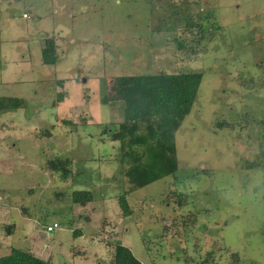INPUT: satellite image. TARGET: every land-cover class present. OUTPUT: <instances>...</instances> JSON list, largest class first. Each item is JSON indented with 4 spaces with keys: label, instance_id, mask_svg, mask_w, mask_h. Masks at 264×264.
Here are the masks:
<instances>
[{
    "label": "rangeland",
    "instance_id": "374dc122",
    "mask_svg": "<svg viewBox=\"0 0 264 264\" xmlns=\"http://www.w3.org/2000/svg\"><path fill=\"white\" fill-rule=\"evenodd\" d=\"M160 72L203 78L175 133V177L126 194L124 217L130 184L109 134L126 79ZM0 98L22 102L0 112V257L111 264L120 242L141 264H264V0H0ZM55 159L70 161L67 176L50 171ZM169 192L188 204H164ZM190 213L182 240L160 237Z\"/></svg>",
    "mask_w": 264,
    "mask_h": 264
},
{
    "label": "trees",
    "instance_id": "16d2710c",
    "mask_svg": "<svg viewBox=\"0 0 264 264\" xmlns=\"http://www.w3.org/2000/svg\"><path fill=\"white\" fill-rule=\"evenodd\" d=\"M180 48V44H179ZM43 65L54 66L58 62V48L55 39H44L41 51ZM202 74L198 72L166 74L136 75L127 78L123 85L129 89L127 101L121 100L122 116L117 128L109 134L103 130L102 134H109L111 142L119 143V162L124 170L123 175L130 184V190L119 197V206L123 216L131 215L126 194L141 189L162 178L174 176L177 173V157L175 147V133L180 128L185 117L190 113L196 100L197 93L202 82ZM104 85L103 94L105 95ZM112 88V86H111ZM64 94L58 95V102H62ZM106 96V103L109 101ZM21 101L13 98H0V112L14 111ZM262 124H264L262 122ZM218 127H230L223 122ZM53 128V127H51ZM44 135L50 136V130H45ZM68 159H55L49 161L50 171L60 172L67 176L70 173ZM164 204L175 202L176 208L180 209L188 204L187 195H166ZM72 201L82 207L93 201L89 191H72ZM264 209V194H263ZM196 214L190 213L187 217H181L169 229L165 228L160 237L166 239V231L177 240H182L186 231L193 227L196 222ZM175 221V220H174ZM7 235H12L15 225L4 227ZM211 254L203 262L210 260ZM232 263H238L239 254L232 253ZM0 264H48L29 252L12 249L7 256L0 257ZM111 264H141L132 254L129 248L120 242H114V253Z\"/></svg>",
    "mask_w": 264,
    "mask_h": 264
},
{
    "label": "built area",
    "instance_id": "2783aa9c",
    "mask_svg": "<svg viewBox=\"0 0 264 264\" xmlns=\"http://www.w3.org/2000/svg\"><path fill=\"white\" fill-rule=\"evenodd\" d=\"M59 228V225L58 224H56V223H54V224H52V225H48L47 227H46V231L48 232V233H52V232H54L56 229H58Z\"/></svg>",
    "mask_w": 264,
    "mask_h": 264
}]
</instances>
